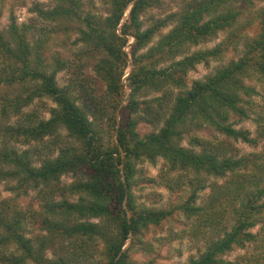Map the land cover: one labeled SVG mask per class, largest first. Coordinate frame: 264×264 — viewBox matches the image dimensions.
<instances>
[{
	"label": "trees",
	"instance_id": "trees-1",
	"mask_svg": "<svg viewBox=\"0 0 264 264\" xmlns=\"http://www.w3.org/2000/svg\"><path fill=\"white\" fill-rule=\"evenodd\" d=\"M51 1L53 8L39 10L55 25L43 41L30 39L33 27L15 22L8 37L0 31V184L13 193L3 198L0 192V264H139L131 251L140 238L175 213L193 221L194 236L205 244L183 264H264V149L238 157L230 141L218 136H195L192 147L182 146L198 125L253 147L263 142L264 106L257 107L260 93L248 82L264 84V7L251 21H240L264 0L189 1L169 18H177L176 27L145 53L168 25L165 20L145 28L152 0H103L109 6L105 18L85 10L83 0ZM227 30L218 46L177 60L185 47ZM71 34L77 35L75 46L87 48L71 61L59 53L48 59L51 41ZM130 39L134 49L128 53ZM241 46L238 59L186 90L198 64ZM85 57L95 61L106 89L91 90L90 102L81 107L74 80L61 87L57 78L65 69L82 72ZM153 93L161 95L149 98ZM44 98L56 104L49 118L25 111ZM251 114H257L256 137L237 128ZM104 120L111 123L108 141ZM142 121L163 127L141 136ZM158 157L168 164L165 186L181 193L169 209L144 207L133 196L136 165ZM177 171L185 174L173 175ZM71 173L73 182L64 183ZM208 188L210 197L199 203ZM31 191L44 201L42 212L19 204ZM259 224L261 231L253 233ZM36 225L40 233L34 235ZM249 247L246 257L225 258Z\"/></svg>",
	"mask_w": 264,
	"mask_h": 264
},
{
	"label": "rangeland",
	"instance_id": "rangeland-1",
	"mask_svg": "<svg viewBox=\"0 0 264 264\" xmlns=\"http://www.w3.org/2000/svg\"><path fill=\"white\" fill-rule=\"evenodd\" d=\"M192 0H152L153 6L148 9L143 17L145 28H149L159 21H167V26L163 27L157 35L154 37L153 42L148 48L141 51L146 52L150 47L155 46L159 41L166 35H168L177 25V18L169 19L172 15L179 14L183 6ZM85 4V10L91 11L92 14L100 15L103 18L109 15V6L104 3L103 0H83ZM54 7L51 0H0V31L3 32L6 37L9 36V29L13 22L17 26L22 27L27 25L33 27V34H31L30 39L35 37L39 41H43L45 36L49 35V31L53 30L55 25L44 20L39 10H48ZM264 7V2L257 3L256 8L253 10L246 9L244 16L241 18L242 23L251 21L254 17V11L259 10ZM39 29H44L43 31H38ZM227 31H221L217 37L209 40L206 43H201L198 45H189L185 47L181 55L177 57V60H181L188 55H192L195 52L204 51L212 49L222 43L228 36ZM34 35V36H33ZM77 39L76 34H71L70 39H67L64 35H57L56 40H52L50 49L46 54L47 58L51 59L52 55L55 53L61 54L64 59L74 60L76 58V53H78L83 48H87L80 44L75 46L74 42ZM133 39H130L126 51L131 53L134 49L132 44ZM242 51V46L239 50H231L227 56L221 59L211 61L209 63H200L196 66L194 70L189 72L187 78V88L191 89L193 83L197 80H205L206 77L212 75L218 67L226 65L232 58H239ZM82 52V51H81ZM61 56V57H62ZM83 61L82 72H78L73 68L65 69L58 74V83L61 87L67 86L71 83V79L74 80L73 86L75 87V97L77 104L81 107H85L88 93L94 91L96 94L102 93L106 89L104 82L100 81L97 77L95 71L93 70V65L95 61L89 60V57L81 58ZM79 63V62H78ZM170 64V63H168ZM166 64V65H168ZM85 65V67H84ZM78 72V74H74ZM129 71V70H128ZM129 74H126L124 81L127 79ZM82 80H87L82 82ZM254 85L260 95L255 97V102L258 107L264 106V84L253 80L248 82ZM94 93V95H96ZM158 93H153L149 98H154ZM141 100H143L141 98ZM127 103H124V105ZM56 107V104L47 98L42 99V101L36 100L35 103L25 109L27 112H37L40 116L49 118V110ZM259 108V107H258ZM94 109V107H93ZM260 109V108H259ZM96 115L97 111L94 109ZM143 114V113H142ZM252 118L247 119L241 124L237 125L238 129L249 130L254 137L258 135L257 124L254 117L257 114H251ZM13 121L15 118L12 119ZM110 124L107 120H104L103 125V135L108 141L111 138ZM163 127V124H150L146 121H142L138 126V131L141 136H145L151 132H157ZM65 135V133H63ZM199 137L200 139H212L217 137L221 140L230 141L234 148V153L240 156L262 152L264 149V139L259 147H253L242 140L227 139L223 135H219L213 128L206 125H198L193 128L189 134L185 136L182 142L183 147H192L190 145V140L193 137ZM51 140V139H50ZM26 148V147H25ZM197 150L200 148H196ZM201 150V149H200ZM45 153V152H44ZM137 173L132 181V191L133 196L136 199L137 204L142 205L147 208L153 209H163L170 208L169 204L174 203V201H179L181 193L171 192L165 186V174L168 171V164L165 158L158 157L155 163L149 160H144L136 165ZM184 172L177 171L175 176L184 175ZM74 180V175L68 174L63 176L62 181L64 183H71ZM215 180L212 178L209 180L208 184ZM223 179L218 180L222 183ZM1 197L8 198L13 196V193L6 189V184H0ZM212 190L210 188L206 189L201 193V199L199 203L205 201L210 197ZM77 199V198H72ZM43 200L38 198L36 191H31L29 196L21 197L19 204L22 207H31L34 210L42 212L44 210ZM193 221L186 219L183 215L175 213L172 218H168L160 226H153L149 229L145 235L140 238L139 244L136 248L131 251L133 259L139 264L151 263V264H183L188 262L192 256H198L201 251L204 250V242L202 240H197L194 236L192 230ZM32 229V227H31ZM39 227L36 225L33 227L35 233L39 234ZM262 229V224L255 227L252 232L258 233ZM53 251L50 249L47 255L52 258ZM251 254V248L241 249L236 248L231 254H228L225 258L230 261H235L239 258L246 257Z\"/></svg>",
	"mask_w": 264,
	"mask_h": 264
}]
</instances>
